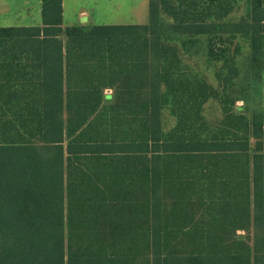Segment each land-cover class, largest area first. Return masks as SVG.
I'll return each instance as SVG.
<instances>
[{
  "label": "trees",
  "instance_id": "trees-1",
  "mask_svg": "<svg viewBox=\"0 0 264 264\" xmlns=\"http://www.w3.org/2000/svg\"><path fill=\"white\" fill-rule=\"evenodd\" d=\"M41 2L0 28V264H264V0Z\"/></svg>",
  "mask_w": 264,
  "mask_h": 264
},
{
  "label": "rangeland",
  "instance_id": "rangeland-1",
  "mask_svg": "<svg viewBox=\"0 0 264 264\" xmlns=\"http://www.w3.org/2000/svg\"><path fill=\"white\" fill-rule=\"evenodd\" d=\"M3 14L0 11V28L20 25H39L40 7L29 8V13L23 15L22 8L8 7ZM63 24L65 26L79 25H144L148 21V6L131 7L128 0H64ZM83 13L82 15L80 13ZM241 105L240 102L237 103ZM248 236L246 232H238Z\"/></svg>",
  "mask_w": 264,
  "mask_h": 264
},
{
  "label": "crops",
  "instance_id": "crops-1",
  "mask_svg": "<svg viewBox=\"0 0 264 264\" xmlns=\"http://www.w3.org/2000/svg\"><path fill=\"white\" fill-rule=\"evenodd\" d=\"M129 6L131 7H143L148 6V0H128ZM42 2L41 0H0V8H8V7H18L22 8L23 15H27L29 13V8L36 7L39 8L41 6ZM64 7V0H62V9ZM0 11L4 14L5 9H0ZM83 14L82 12L80 13ZM64 15V10L62 12V19ZM40 25V24H39ZM35 25V26H39ZM79 25H86L85 23H79ZM24 27H33V25H20ZM63 26H65L63 24Z\"/></svg>",
  "mask_w": 264,
  "mask_h": 264
},
{
  "label": "water",
  "instance_id": "water-1",
  "mask_svg": "<svg viewBox=\"0 0 264 264\" xmlns=\"http://www.w3.org/2000/svg\"><path fill=\"white\" fill-rule=\"evenodd\" d=\"M240 238H242V237L240 236Z\"/></svg>",
  "mask_w": 264,
  "mask_h": 264
}]
</instances>
